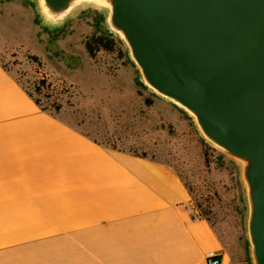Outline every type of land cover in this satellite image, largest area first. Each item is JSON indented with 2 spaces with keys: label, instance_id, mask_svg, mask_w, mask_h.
<instances>
[{
  "label": "crops",
  "instance_id": "crops-1",
  "mask_svg": "<svg viewBox=\"0 0 264 264\" xmlns=\"http://www.w3.org/2000/svg\"><path fill=\"white\" fill-rule=\"evenodd\" d=\"M229 255L185 180L47 111L0 64V264H205Z\"/></svg>",
  "mask_w": 264,
  "mask_h": 264
},
{
  "label": "water",
  "instance_id": "water-1",
  "mask_svg": "<svg viewBox=\"0 0 264 264\" xmlns=\"http://www.w3.org/2000/svg\"><path fill=\"white\" fill-rule=\"evenodd\" d=\"M100 28L118 39L139 82L187 115L237 165L250 264H264V0H109ZM59 11L70 0H48ZM80 66L78 57L67 60Z\"/></svg>",
  "mask_w": 264,
  "mask_h": 264
},
{
  "label": "rangeland",
  "instance_id": "rangeland-1",
  "mask_svg": "<svg viewBox=\"0 0 264 264\" xmlns=\"http://www.w3.org/2000/svg\"><path fill=\"white\" fill-rule=\"evenodd\" d=\"M94 12H80L51 38L55 32L41 31L30 2L0 0L1 66L52 114L99 144L174 168L230 264H250L237 165L208 145L187 115L141 85L121 43L88 55L84 43L98 34ZM75 56L80 66L74 69L66 61ZM41 79L47 87L38 94Z\"/></svg>",
  "mask_w": 264,
  "mask_h": 264
},
{
  "label": "trees",
  "instance_id": "trees-1",
  "mask_svg": "<svg viewBox=\"0 0 264 264\" xmlns=\"http://www.w3.org/2000/svg\"><path fill=\"white\" fill-rule=\"evenodd\" d=\"M94 18H95L94 24H95L96 28L98 29V34L91 35L84 43L85 50L89 56H93L95 54V52H97L99 50L112 51L114 49L115 44L120 43V41L118 39L113 37L107 31H104L100 28V22L102 21L101 15L94 12ZM45 87H47V84H46L45 80L41 79L38 82V85L35 86L34 90H35V92H37L39 94L40 90L42 88H45ZM25 91L27 92L28 96L34 101V103L41 108L42 111H47V112L51 113L46 107L41 105V100L39 97H35L32 93L28 92L27 90H25ZM55 109L57 110L58 107ZM52 115H54V114H52Z\"/></svg>",
  "mask_w": 264,
  "mask_h": 264
},
{
  "label": "clouds",
  "instance_id": "clouds-1",
  "mask_svg": "<svg viewBox=\"0 0 264 264\" xmlns=\"http://www.w3.org/2000/svg\"><path fill=\"white\" fill-rule=\"evenodd\" d=\"M84 4L93 5L97 10L110 6L109 0H70L66 8L57 11L52 8L48 0H36V9L42 23L54 28L61 26L71 12Z\"/></svg>",
  "mask_w": 264,
  "mask_h": 264
},
{
  "label": "built area",
  "instance_id": "built-area-1",
  "mask_svg": "<svg viewBox=\"0 0 264 264\" xmlns=\"http://www.w3.org/2000/svg\"><path fill=\"white\" fill-rule=\"evenodd\" d=\"M193 209L195 210L194 206ZM195 214L196 216L201 217L196 210ZM205 264H222L221 257L214 252H208L205 254Z\"/></svg>",
  "mask_w": 264,
  "mask_h": 264
},
{
  "label": "flooded vegetation",
  "instance_id": "flooded-vegetation-1",
  "mask_svg": "<svg viewBox=\"0 0 264 264\" xmlns=\"http://www.w3.org/2000/svg\"><path fill=\"white\" fill-rule=\"evenodd\" d=\"M59 34H60L59 32H57V33L55 32V33H53V34H50L49 36H50L51 38H53V37H55V36H59Z\"/></svg>",
  "mask_w": 264,
  "mask_h": 264
}]
</instances>
